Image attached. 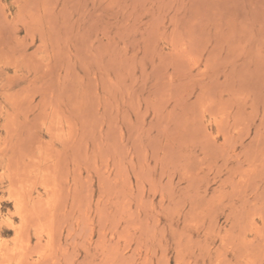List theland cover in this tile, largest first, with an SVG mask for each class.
<instances>
[{"label": "rangeland", "instance_id": "obj_1", "mask_svg": "<svg viewBox=\"0 0 264 264\" xmlns=\"http://www.w3.org/2000/svg\"><path fill=\"white\" fill-rule=\"evenodd\" d=\"M0 264H264V0H0Z\"/></svg>", "mask_w": 264, "mask_h": 264}]
</instances>
